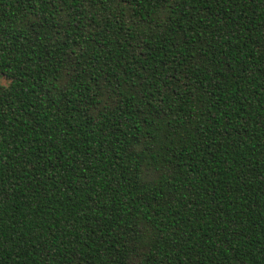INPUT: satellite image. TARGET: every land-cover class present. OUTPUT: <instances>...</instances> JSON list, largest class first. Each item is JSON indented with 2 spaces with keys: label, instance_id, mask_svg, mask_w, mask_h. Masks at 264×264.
<instances>
[{
  "label": "trees",
  "instance_id": "trees-1",
  "mask_svg": "<svg viewBox=\"0 0 264 264\" xmlns=\"http://www.w3.org/2000/svg\"><path fill=\"white\" fill-rule=\"evenodd\" d=\"M0 264H264V0H0Z\"/></svg>",
  "mask_w": 264,
  "mask_h": 264
},
{
  "label": "rangeland",
  "instance_id": "rangeland-1",
  "mask_svg": "<svg viewBox=\"0 0 264 264\" xmlns=\"http://www.w3.org/2000/svg\"><path fill=\"white\" fill-rule=\"evenodd\" d=\"M0 81L4 84L7 85L9 83V79H7L6 77H1Z\"/></svg>",
  "mask_w": 264,
  "mask_h": 264
}]
</instances>
